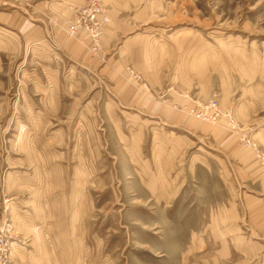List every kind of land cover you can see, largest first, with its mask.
<instances>
[{
  "label": "rangeland",
  "instance_id": "374dc122",
  "mask_svg": "<svg viewBox=\"0 0 264 264\" xmlns=\"http://www.w3.org/2000/svg\"><path fill=\"white\" fill-rule=\"evenodd\" d=\"M74 1L79 5L68 14L73 18L76 9L84 7L87 3V0ZM10 2L17 6L0 4V13L18 10L29 17L30 14L35 15L34 12L39 13L37 7L42 3L60 2L66 7L70 5L69 0ZM103 4L109 17L114 11L129 18L123 35L127 36L126 38L150 36V39L160 46L183 45L182 53L186 49L191 50L193 56L207 54L210 71L218 59L227 62L251 60L256 63L258 72L264 68V0H103ZM35 16V20L30 21L44 25V22ZM71 20L61 27L64 32ZM54 22H57V25ZM59 22L56 19L49 20L46 38L28 44V48L38 49L44 44L56 48L54 34L62 24ZM0 35H3L2 29ZM76 42L89 51L85 44ZM121 42L122 40L117 47ZM89 53L90 59L97 62V68L93 66L91 70L84 67L77 69L75 63L66 55L61 60L65 64L67 76H75L79 80L87 79L91 83L90 87L82 86L81 93L75 96L80 100L75 102L76 105L74 103L76 113L68 121L72 129L67 138L69 146L77 147L76 154L93 151L91 154L97 161L96 172L99 179L97 187L90 188L93 211L88 218L89 229L83 245L87 251L86 256L84 255L86 260L76 264H264V256L252 260L254 255L249 254L246 259L238 252L232 259L217 261L215 257L218 247L211 242L206 247L190 244L197 238H201L202 242L211 240L207 238L209 236L202 235L203 227L211 216L206 214V207L211 208L229 200L233 188L230 180L224 177V170L232 171L235 163L241 166L238 158H243L237 148L232 149L233 153L222 147V138L230 137L231 142L238 136L229 129L227 119L212 122L205 120L201 115L202 106L215 101L223 112L231 113L235 117L233 110L223 109L218 102L219 91L215 73L209 71L208 86L211 92L202 97L195 93L199 89L197 86H192L190 95L183 94L181 87L176 85L164 86L162 93H156L145 77L131 64L127 65L124 71L118 72L129 85L145 97L162 105H169L172 112L201 123L207 131L203 134H191L182 124H172L160 117H151L144 111L123 106L115 99L106 70H102V67L110 64L108 54L103 48L99 55H93L90 51ZM37 57L38 54L33 52V55L19 54L3 58L5 72L2 76L12 80L6 93H2L0 97L2 104L5 103L0 117V152L5 157L8 156L11 143L44 142L53 136L49 133L38 135L35 128L32 129L33 125L35 127L38 124L35 122L37 119L33 118L31 124L23 114L25 104L35 98V93H31L29 88L24 86L23 80L31 78L29 68L32 62L41 61ZM135 59L139 60V56L136 55ZM74 65L75 67H72ZM70 67L73 70L69 71ZM170 93L189 100L192 96L195 102L192 105H170ZM66 105L69 106L70 103ZM185 107L189 110H185ZM191 109L195 111L194 114ZM66 112L68 115L70 111ZM235 119L237 120L236 117ZM237 122L252 136V127H246L238 120ZM168 135L186 138L188 145H185L178 156L179 164L176 168L160 167L162 174L158 178L166 179L160 183L161 193L165 195V190L170 191L169 186L173 185L172 179L175 178L172 172L174 170L177 189H173V194L176 190L178 193V197L170 205H162L155 199L151 200L148 192L135 181L132 167L127 166L126 161L123 164L118 162L131 156V149L138 142L144 144L145 156L152 157L155 149L152 143L156 145L154 137L159 136L164 140ZM224 142V146L230 143L228 138ZM156 152L158 151L155 150V157H159ZM201 161L205 166L201 165ZM4 174L5 171L1 173L2 180ZM22 244L23 240L19 245ZM256 247L257 250L263 248ZM17 250L19 248L15 250L18 253Z\"/></svg>",
  "mask_w": 264,
  "mask_h": 264
},
{
  "label": "crops",
  "instance_id": "0c3cea01",
  "mask_svg": "<svg viewBox=\"0 0 264 264\" xmlns=\"http://www.w3.org/2000/svg\"><path fill=\"white\" fill-rule=\"evenodd\" d=\"M77 3L69 0L68 7L60 2L42 3L40 7L36 5L39 13L34 14L44 25L32 23L30 20L36 18L33 14L28 17L18 10L0 13V29L3 30V35H0V97L6 93L12 81L2 76L5 72L3 58L19 54L33 55L36 52L41 61L32 59L34 62L29 68L31 78L23 80L24 86L35 93V98L25 104L23 114L31 124L33 118L37 119L35 122L38 124L33 125L32 129L35 128L38 135L53 134L44 142L11 143L7 157L0 152V214L7 209L18 238L24 243L16 245V249L19 248L18 253L14 251L13 254L16 264H76L86 260L87 251L83 245L89 229L88 218L93 211L90 188L97 187L99 180L97 161L91 150L86 154H76L77 147L69 146L67 135L72 129L68 121L76 113L74 103L80 100L75 96L81 93L82 86L90 87L91 83L87 79L67 76L61 60L66 55L77 69L84 67L91 70L93 66L97 68L98 64L90 59L85 47L76 40L68 39L61 28L73 18L68 14L79 5ZM0 4L17 6L10 0H0ZM124 16L114 11L110 14L111 24L101 41L110 63L102 70H106L111 80L115 99L123 106L144 111L151 117L182 124L188 133L207 132L201 123L172 112L169 105L145 97L118 73L131 64L156 93H162L164 86L176 85L181 87L183 94L190 95L192 86H197L199 89L195 93L205 97L211 92L207 54L206 57L193 56V52L186 49L182 53L183 45L160 46L150 36L126 38L123 35L129 18ZM52 19L62 23L54 34L57 47L44 44L38 49L28 48V44L46 38L47 23ZM136 55L139 60L135 59ZM212 68L210 72L215 73L221 107L230 108L242 125L252 127L254 140L264 149V68L258 72L256 63L251 60L227 62L222 59L214 62ZM68 69L73 70L71 67ZM169 97L170 105H192L195 102L192 96L191 100L175 93H170ZM4 105L0 100V117ZM66 111H70L68 115ZM226 138L230 142V137H224L222 143L225 144ZM236 138L226 146L222 145L229 152L237 148L243 155V158H238L241 166L235 163L232 171L224 170V177L230 180L233 188L229 200L211 208L206 207V214L211 216L203 227L202 235L209 236L207 238L211 240L202 242L201 238H197L190 243L191 246L200 244L206 247L211 242L218 247L217 261L232 259L236 252L246 259L249 254L254 255L252 260L264 256V171L254 152L244 148L239 137ZM154 140L156 145L152 143L155 148L152 157L145 156L144 144L138 142L131 149V156L120 159L118 164L126 161L127 166L132 167L133 178L148 192L151 200L170 205L178 197L177 190L173 194V189H177L176 171H172L175 174L173 185L169 186L170 191L165 190L164 195L160 183L166 179L158 178L162 174L160 167L176 168L178 156L188 143L186 138L172 135L164 140L155 136ZM155 150L159 157H155ZM201 165L205 166L202 161ZM4 171L2 180L1 173ZM169 178L171 180V174ZM256 246L263 248L257 250Z\"/></svg>",
  "mask_w": 264,
  "mask_h": 264
},
{
  "label": "built area",
  "instance_id": "2783aa9c",
  "mask_svg": "<svg viewBox=\"0 0 264 264\" xmlns=\"http://www.w3.org/2000/svg\"><path fill=\"white\" fill-rule=\"evenodd\" d=\"M109 22L110 17L103 0H87L84 7L76 9L75 16L65 29V32L68 39L85 44L93 55H99L102 49L101 39ZM54 24L57 25V22H54ZM185 110L189 109L185 107ZM190 111L193 114L195 113L193 109ZM201 115L205 120L212 122L227 119L226 123L229 129L239 136L244 148L254 152L264 171V151L231 113L223 112L217 103L212 101L208 105L202 106ZM20 242L21 240L15 231L13 221L5 208L4 212L0 214V264H15L13 254L16 245Z\"/></svg>",
  "mask_w": 264,
  "mask_h": 264
}]
</instances>
